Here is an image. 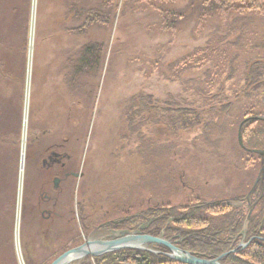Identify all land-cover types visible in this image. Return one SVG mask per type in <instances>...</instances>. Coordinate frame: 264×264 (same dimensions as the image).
<instances>
[{
    "label": "rangeland",
    "instance_id": "obj_1",
    "mask_svg": "<svg viewBox=\"0 0 264 264\" xmlns=\"http://www.w3.org/2000/svg\"><path fill=\"white\" fill-rule=\"evenodd\" d=\"M59 1L65 6L68 0ZM128 1L117 0L114 10L112 25L119 31L127 30L122 13ZM206 1L179 0L163 6L169 13L184 15L171 16L168 26L159 24L161 15L151 6L136 3L135 9L144 11L127 17L131 24L127 27L138 28L132 36L137 43L129 52L132 63L111 56L114 29L90 30L84 42L105 36L106 61L91 111L81 109L84 114L78 112L75 121L65 120L52 88L40 84V76L34 78L38 0H21L14 13L16 6L10 4L15 2H0V32H14L4 36L13 47L0 50L11 57L13 67V78L5 76L7 82L2 83L8 88H0V264H52L89 240L136 233L119 225L150 209H171L178 217L189 212L187 207H200L196 216L216 229L230 213L245 207L244 200L256 198L264 164V157L253 152H264V1L260 8L249 0L238 1L225 16L204 10ZM25 2H29L26 34ZM71 2L74 14L69 20L73 17V24H78L75 11L93 1ZM140 93L151 97L153 111L138 109ZM181 109L198 113L200 125L189 131L178 125L181 129L176 130L169 119ZM38 128L57 132L76 174L62 186L58 211L65 215L64 221L56 220L47 234L34 215L27 216L33 212L24 202L25 196L38 195L28 151L30 136ZM240 132L246 150L239 143ZM212 202L223 203L219 212L202 209ZM263 206V201L256 202L250 217L259 220ZM70 210L80 233L68 241L74 246L62 253L61 247L71 238L72 227L66 226ZM156 247L87 255L69 264H96V258L119 251L158 254ZM43 253L52 257L43 262ZM167 256L176 261L170 253Z\"/></svg>",
    "mask_w": 264,
    "mask_h": 264
},
{
    "label": "trees",
    "instance_id": "obj_2",
    "mask_svg": "<svg viewBox=\"0 0 264 264\" xmlns=\"http://www.w3.org/2000/svg\"><path fill=\"white\" fill-rule=\"evenodd\" d=\"M9 1L10 3L15 2L10 5L16 6L12 12H17V4H20L21 0ZM91 1H93L91 6L82 7L79 11H75L74 17H76L78 24H73V17L69 20L70 15L74 12V5L71 0H68L65 6L60 4L59 0H38L37 2L34 42V64L37 70L34 78L40 76L42 82L40 84H47L52 88V94L59 100L60 111L67 121H75L77 113H80L81 109L85 112L91 111V101L100 88L101 70L105 66V54L108 43H106L105 36L102 39L100 35L101 40L94 39L84 42L90 30H100L106 33L108 29H114L110 46L111 56L119 55L123 62L126 63L128 58L129 63H132V55L130 56L131 53L129 52L132 51L133 44L137 43L136 40H132V36L135 34L134 29L138 28L135 26L133 28L127 27L131 25L130 19L127 17H131L132 12L139 16L144 11L138 8L136 10V3L149 5L152 10L159 12L161 15L159 24L164 23V25L168 26L171 16L178 19H183L184 17L179 11L169 13L162 8L170 4H176L179 0H134L136 2L129 0L126 4V11L124 10L126 13H122L123 21H128V25H126V22L123 23L125 25L123 27L127 30L121 28L124 31L122 32V30L119 31L118 26L112 25L114 10L115 13L117 11V0ZM154 1L160 4L153 6L152 2ZM238 1L241 0H207L204 10L219 12L225 16L227 13L232 12L234 4ZM263 1L249 0V2L257 4L258 6L256 7L258 8H260ZM131 3H133V6ZM25 4L24 34L28 32L29 23V2H25ZM171 23L174 24V21ZM10 32L8 35L0 32V50H7V46L13 47L7 42V39H4L14 34V32ZM139 43L141 42L139 41ZM10 58L8 54H0V85L7 82L5 76L10 75L13 78L10 73V71H13ZM110 66L108 65V71ZM107 77L108 75L103 80L104 86H107ZM150 100L151 97L149 95L140 93L137 96L138 109L145 110V108L149 107L151 108L150 112L153 111L155 106ZM130 109L128 114L132 116L134 107L130 106ZM135 110L137 111L136 106ZM81 113L82 115L84 114L83 112ZM169 113L173 114L174 112ZM175 114L177 116H172L169 120L172 124L176 123V130L181 129L178 127L179 125L185 131H189L199 126L202 122L200 115L195 113L193 109L176 110ZM87 129L88 125L86 126ZM259 184L255 193L257 194L256 198L251 201L244 200L245 207L237 209L233 214L230 213L229 218L216 229L211 228L209 220L196 216L200 207H187L185 209L189 212L184 216L178 217L173 215L175 212H172L171 209H150L138 214L129 221L122 222L119 226L129 231H139L143 235L162 237L183 251L189 252L200 259L215 260L221 255L230 252L229 255L222 259V264H264V219H261L264 214V206L262 207L263 212H260L259 220L250 217L246 233H244L245 220L251 209H253L256 202L263 201L264 203V186L261 185V182ZM222 205V202H212L202 205V209L209 210V212L214 214L221 210L220 207ZM66 226L72 227L71 238L61 247L63 249L62 253L74 246V242L68 241L75 239V236L80 233L79 226L76 223L66 221ZM242 244L247 245L242 247ZM156 250L159 251L158 254L142 251L114 252L101 258H96L95 263L183 264L170 259L167 256L170 251L166 247L157 245ZM51 257L50 254L43 253L42 261L45 262Z\"/></svg>",
    "mask_w": 264,
    "mask_h": 264
},
{
    "label": "flooded vegetation",
    "instance_id": "obj_3",
    "mask_svg": "<svg viewBox=\"0 0 264 264\" xmlns=\"http://www.w3.org/2000/svg\"><path fill=\"white\" fill-rule=\"evenodd\" d=\"M2 87L8 88L6 85H0V88ZM29 140L28 151L32 167L31 174L36 178L38 195L35 199L25 196L24 202L26 208L28 206L30 211L33 212V214H28L27 216L34 215L35 223L42 225L40 228L44 226V233L47 234L49 233L50 225L54 224L56 220H64L65 215L58 211L63 193L62 186L68 182L69 178H75L76 174L73 167L68 164L69 161L71 162V156L64 151V144L59 142V137H57L55 130L38 128L31 134ZM73 216L74 211L70 210L69 215H67V221L72 222ZM83 223H86L84 219Z\"/></svg>",
    "mask_w": 264,
    "mask_h": 264
},
{
    "label": "water",
    "instance_id": "obj_4",
    "mask_svg": "<svg viewBox=\"0 0 264 264\" xmlns=\"http://www.w3.org/2000/svg\"><path fill=\"white\" fill-rule=\"evenodd\" d=\"M239 143L241 147L246 150L242 142L241 132L239 133ZM253 152H258L260 155L264 157L263 151H253ZM259 179L261 181V185L264 186V164ZM258 180L257 183L259 182ZM255 188H256V184L254 189ZM251 211L245 220L244 233H246L247 230ZM149 244L166 247L170 251V257L183 264H222L220 261L224 257L223 255L215 260L200 259L193 256L189 252L183 251L182 249L178 248L177 246L163 239L162 237H152L149 235H143L139 231H137L136 233L129 234L112 240H94V241L89 240L84 245L70 249L67 252L63 253L52 264H69L73 260L87 255L96 257L108 252H112L124 248L144 249L143 246ZM246 245L247 244H242L241 246L246 247Z\"/></svg>",
    "mask_w": 264,
    "mask_h": 264
},
{
    "label": "bare ground",
    "instance_id": "obj_5",
    "mask_svg": "<svg viewBox=\"0 0 264 264\" xmlns=\"http://www.w3.org/2000/svg\"><path fill=\"white\" fill-rule=\"evenodd\" d=\"M25 135H26V133H25ZM24 138H25V141H26V136H24ZM25 145H26V144H25V142H24V148H23L24 151H25Z\"/></svg>",
    "mask_w": 264,
    "mask_h": 264
}]
</instances>
